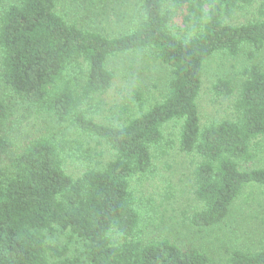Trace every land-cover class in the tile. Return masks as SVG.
Returning <instances> with one entry per match:
<instances>
[{
    "label": "trees",
    "instance_id": "1",
    "mask_svg": "<svg viewBox=\"0 0 264 264\" xmlns=\"http://www.w3.org/2000/svg\"><path fill=\"white\" fill-rule=\"evenodd\" d=\"M254 0H141L140 22L117 36L78 26L55 10V0H0L2 78L19 97L109 145L113 158L79 176L63 167L62 147L52 137L29 140L19 152L0 134V264H50L65 248L46 244V233L64 231L82 241L88 264H208L206 254L167 239L141 240L133 176L151 166L154 149L168 145L164 126L181 121L179 149L195 153V196L202 208L197 227L219 224L243 189L264 187V168L244 170L256 139H264V70L239 72L235 116L200 125L196 99L205 60L215 52L237 54L243 46H264V0L259 19L229 24L234 12ZM185 9L186 29L172 21ZM152 49L172 78L160 102L121 125H103L88 116L95 95L110 86L107 60ZM213 91L228 96L229 79ZM7 108L0 98V120ZM111 232L119 236L113 242ZM228 264H264V249H233Z\"/></svg>",
    "mask_w": 264,
    "mask_h": 264
},
{
    "label": "rangeland",
    "instance_id": "2",
    "mask_svg": "<svg viewBox=\"0 0 264 264\" xmlns=\"http://www.w3.org/2000/svg\"><path fill=\"white\" fill-rule=\"evenodd\" d=\"M13 0H3V6ZM262 0L233 13L224 22L241 24L259 19ZM141 0H55V10L69 22L117 36L137 25L142 17ZM185 9L178 10L172 21L177 30L186 29ZM113 79L106 91L90 101L88 116L103 125H121L139 115L151 104L160 102L172 78L152 49L130 51L107 60ZM257 65L264 70V46L252 51L243 46L235 55L215 52L202 68L201 88L196 99L200 125L233 119L238 98L239 72ZM227 78L234 87L228 96L213 91L217 79ZM0 98L7 108L0 120V134L9 138L16 152L39 136L52 137L62 147L65 172L77 177L87 168L104 166L113 158V150L102 140L80 130L67 121L36 108L6 86L2 78L0 52ZM181 121H171L163 128L168 145L152 150L149 169L130 180L139 221L137 236L143 241L167 239L184 247L204 252L208 264H228L233 249L255 252L264 249V187L246 186L232 204L229 214L219 224L197 227L191 223L202 203L195 196L194 169L200 161L195 153L179 149ZM252 158L240 162L244 170L264 168V139H256ZM113 242L119 236L111 232ZM46 244L65 248L59 258L49 254L50 264H88L82 255V241L64 231L46 233Z\"/></svg>",
    "mask_w": 264,
    "mask_h": 264
}]
</instances>
